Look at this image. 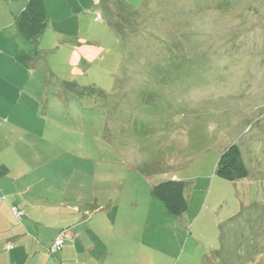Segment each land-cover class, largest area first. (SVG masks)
Here are the masks:
<instances>
[{"label":"rangeland","instance_id":"obj_1","mask_svg":"<svg viewBox=\"0 0 264 264\" xmlns=\"http://www.w3.org/2000/svg\"><path fill=\"white\" fill-rule=\"evenodd\" d=\"M96 9L103 22L74 34L97 58L78 60L71 29L50 28L29 45L34 63L21 59L28 106L12 127L35 141H22L9 175L67 199L100 264H264V0ZM234 144L249 176L228 181L216 167ZM175 180L181 217L152 193Z\"/></svg>","mask_w":264,"mask_h":264},{"label":"crops","instance_id":"obj_2","mask_svg":"<svg viewBox=\"0 0 264 264\" xmlns=\"http://www.w3.org/2000/svg\"><path fill=\"white\" fill-rule=\"evenodd\" d=\"M28 1L0 0V264H100L95 255L92 256L95 234L90 232L87 238L82 235L86 228L83 220L78 223L76 218L75 222L68 223L75 215L69 212L67 199L51 197L46 192L49 182L41 180L39 187L43 190H38L36 183L27 182L28 177H17V181L9 175L19 171L20 165L14 164V157L21 155L22 141L30 138L26 134L20 136L12 127L18 124L20 111L28 106L21 100L19 90L21 59L34 63L27 55L32 53L29 45L23 42L16 25ZM43 1L49 23L40 40L56 28L71 29L63 35L76 45L72 51L74 57L87 62L97 58L102 50L88 45L87 40L74 33L97 22L96 8L101 0ZM30 139L35 141V138ZM21 178L25 182L19 181ZM93 206L101 209L99 203ZM14 208L23 212L20 218ZM65 229L69 232L63 234ZM59 237L63 238L64 245L52 254L50 248Z\"/></svg>","mask_w":264,"mask_h":264},{"label":"trees","instance_id":"obj_3","mask_svg":"<svg viewBox=\"0 0 264 264\" xmlns=\"http://www.w3.org/2000/svg\"><path fill=\"white\" fill-rule=\"evenodd\" d=\"M96 21L98 23L103 21L101 13L96 15ZM48 23L49 16L43 0H29L25 10L16 21L17 29L23 42L30 46L38 43ZM35 52L37 53V51ZM216 175L228 181H238L249 176V171L243 162L242 153L238 145L230 146L223 153L216 167ZM152 193L165 204L171 215L181 217L188 211L189 205L185 198L184 182L175 180L161 183L154 187ZM55 252L51 253L55 254Z\"/></svg>","mask_w":264,"mask_h":264},{"label":"built area","instance_id":"obj_4","mask_svg":"<svg viewBox=\"0 0 264 264\" xmlns=\"http://www.w3.org/2000/svg\"><path fill=\"white\" fill-rule=\"evenodd\" d=\"M100 20V18H98ZM15 214L20 218L23 215V212L18 210L17 208L14 209ZM63 246V238L59 237L53 244L52 248L50 249V252H55L56 250L61 249ZM8 248H11V246H8Z\"/></svg>","mask_w":264,"mask_h":264}]
</instances>
